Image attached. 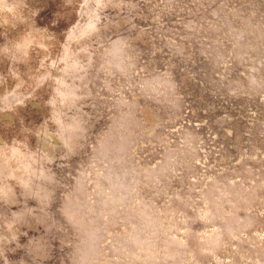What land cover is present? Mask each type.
Returning <instances> with one entry per match:
<instances>
[{
  "label": "rangeland",
  "instance_id": "rangeland-1",
  "mask_svg": "<svg viewBox=\"0 0 264 264\" xmlns=\"http://www.w3.org/2000/svg\"><path fill=\"white\" fill-rule=\"evenodd\" d=\"M128 1L0 0V264H264V0Z\"/></svg>",
  "mask_w": 264,
  "mask_h": 264
},
{
  "label": "bare ground",
  "instance_id": "bare-ground-1",
  "mask_svg": "<svg viewBox=\"0 0 264 264\" xmlns=\"http://www.w3.org/2000/svg\"><path fill=\"white\" fill-rule=\"evenodd\" d=\"M121 1H122V0H121ZM129 1H130V0H129ZM129 1H128V2H129ZM91 2H92V1H91ZM108 2H109V1H108ZM111 2H112V0H111ZM125 2H127V1H125ZM242 2H243V1H242ZM88 3H89V2H88ZM88 3H85V4H88ZM106 3H107V2H106ZM106 3H105V4H106ZM120 3H122V2H120ZM91 4H92V3H91ZM105 4H103V5H105ZM111 4H112V3H111ZM114 4H115V3H113V5H114ZM120 5H123V4H120ZM166 5H167V4H166ZM87 6H88V5H87ZM106 6H107V5H106ZM110 6H111V5H110ZM126 6H127V5H126ZM82 7H83V5H82ZM104 7H105V6H104ZM121 7H122V6H121ZM123 7H124V6H123ZM106 9H107V8H106ZM110 9H111V8H110ZM114 9H115V8H114ZM114 9H113V10H114ZM169 9H170V8H169ZM104 10H105V9H104ZM126 10H127V9H126ZM123 11H124V10H123ZM161 11H162V10H161ZM102 12H103V11H102ZM106 12H107V11H106ZM109 12H110V11H109ZM116 12H117V11H116ZM107 13H108V12H107ZM107 13H106V14H107ZM114 13H115V12H114ZM117 13H118V12H117ZM122 13H123V12H122ZM177 13H178V12H177ZM68 14H69V13H68ZM80 14H81V13H80ZM107 15H108V14H107ZM79 16H80V15H79ZM119 16H120V15H119ZM126 16H127V14H126ZM162 16H163V15H162ZM81 18H82V16H81ZM81 18H80V19H81ZM113 18L115 19V17H113ZM163 18H164V16H163ZM163 18H162V19H163ZM80 19H79V20H80ZM162 19H160V20H162ZM207 20H208V19H207ZM54 21H55V20H54ZM116 21H117V20H116ZM116 21H115V22H116ZM263 21H264V20H263ZM62 22H63V21H62ZM79 22H81V21H79ZM221 22H222V21H221ZM54 23H55V22H54ZM162 23H163V22H162ZM237 23H238V22H237ZM240 23H241V22H240ZM116 24H118V23H116ZM261 24H262V23H261ZM261 24H260V25H261ZM53 25H54V24H53ZM77 25H79V23H78ZM113 25H114V24H113ZM263 26H264V25H263ZM50 27H51V26H50ZM72 27H73V26H72ZM72 27H71V30H72ZM74 27H76V26H74ZM117 27H118V26H117ZM123 27H124V26H123ZM124 30H126V29H124ZM157 30H158V29H157ZM151 31H152V30H151ZM125 32H126V31H125ZM125 32H124V33H125ZM132 32H133V31H132ZM152 32H153V31H152ZM222 32H223V31H222ZM69 33H70V32H69ZM122 33H123V32H122ZM126 33H127V32H126ZM133 33H134V32H133ZM154 33H155V32H154ZM142 34H143V33H142ZM122 35H124V34H122ZM161 35H163V34H161ZM77 36H78V35H77ZM144 36H145V35H144ZM190 36H191V35H190ZM85 37H86V36H85ZM87 38H88V37H87ZM215 39H216V38H215ZM69 41H70V40H69ZM143 41H144V40H143ZM75 42H77V41H75ZM215 42H217V41H215ZM71 43H72V42H71ZM71 43H70V44H71ZM67 44H68V43H67ZM143 45H144V44H143ZM66 46H67V45H66ZM74 46H75V45H74ZM92 46H93V45H92ZM249 47H250V46H249ZM65 48H66V47H65ZM230 48H231V47H230ZM68 50H69V49H68ZM63 51H64V50H63ZM61 54H62V53H61ZM248 55H249V54H248ZM206 59H207V58H206ZM253 59H254V58H253ZM55 60H56V59H55ZM55 60H54V61H55ZM61 60H62V59H61ZM152 60H153V59H152ZM240 60H241V59H240ZM244 60H245V59H244ZM237 61H238V60H237ZM52 62H53V61H52ZM61 62H62V61H61ZM70 62H71V61H70ZM150 62H151V61H150ZM153 64H154V63H153ZM224 64H225V63H224ZM227 64H228V62H227ZM48 65H49V64H48ZM63 66H64V65H63ZM63 66H62V67H63ZM224 66H225V65H224ZM52 67H53V66H52ZM66 67H67V66H66ZM50 68H51V67H50ZM53 69H54V68H53ZM64 69H65V68H64ZM47 71H48V70H47ZM49 71H50V70H49ZM215 72H216V71H215ZM51 73H52V72H51ZM64 73H65V75H66V72H64ZM61 75H62V72H61ZM74 75H75V74H74ZM51 76H52V75H51ZM40 77H41V76H40ZM54 77H56V76H54ZM62 77H63V76H62ZM64 77H66V76H64ZM64 77H63V78H64ZM70 77H71V76H70ZM73 77H74V76H73ZM68 78H69V77H68ZM48 79H49V78H48ZM38 80H39V79H38ZM59 80H60V78H59ZM37 82H38V81H37ZM44 82H45V81H44ZM72 83H73V82H72ZM37 84H38V83H37ZM57 84H58V83H57ZM58 85H60V84H58ZM35 87H36V85H35ZM16 88H17V87H16ZM58 88H59V86H58ZM63 88H64V87H63ZM15 90H16V89H15ZM54 90H55V89H54ZM73 91H74V90H73ZM18 92H19V91H18ZM32 92H33V91H32ZM34 92H35V91H34ZM54 92H55V91H54ZM56 93H57V92H56ZM21 94H22V93H21ZM6 95H7V94H6ZM55 95H56V94H55ZM66 98H67V97H66ZM28 99H29V97H28ZM59 99H60V98H59ZM59 99H58V100H59ZM58 100H56L57 103H58ZM67 100H68V99H67ZM79 101H80V100H79ZM22 102H23V101H22ZM61 102H62V101H61ZM77 102H78V101H77ZM81 102H82V101H81ZM81 102H80V104H81ZM86 102H87V101H86ZM54 103H55V102H54ZM1 104H2V103H1ZM69 104H70V103H69ZM75 104H76V103H75ZM78 105H79V104H78ZM90 105H91V104H90ZM59 106H60V105H59ZM62 106H63V105H62ZM75 106H77V105H75ZM103 106H104V105H103ZM79 107H80V106H79ZM70 108H71V106H70ZM76 108H77V107H76ZM97 108H98V107H97ZM74 109H75V107H74ZM82 109H83V108H82ZM68 110H69V109H68ZM103 110H104V109H103ZM75 111H76V110H75ZM79 111H80V110H79ZM85 111H86V110H85ZM85 111H84V112H85ZM145 111H146V110H145ZM77 112H78V111H77ZM72 113H74V110L72 111ZM81 113H82V112H81ZM85 113H86V112H85ZM145 113H146V112H144V114H145ZM69 114H70V113H69ZM78 114H79V112H78ZM147 114H148V113H147ZM67 115H68V114H67ZM75 115H76V114H75ZM65 116H66V115H65ZM68 117H69V116H68ZM68 117L66 116V117H63V118H68ZM148 117H149V116H148ZM148 117L146 116V118H148ZM61 118H62V116H61ZM61 118H60V119H61ZM62 120H63V119H62ZM150 120H151V119H150ZM60 121H61V120H60ZM71 122H72V121H71ZM0 123H1V122H0ZM3 123H4V122H3ZM95 123H96V121H95ZM61 124H62V122H61ZM98 124H99V123H98ZM59 125H60V124H59ZM94 125H95V124H94ZM100 126H101V125H100ZM101 128H102V127H101ZM58 129H60V128H58ZM59 132H61V131L59 130ZM64 132H65V131H64ZM69 132H70V131H69ZM72 133H73V132H72ZM77 133H78V132H77ZM77 133H76V135H77ZM87 133H88V132H87ZM102 133H103V132H102ZM70 134H71V133H70ZM99 134H100V133H99ZM59 135H60V134H59ZM78 135H79V134H78ZM64 136H65V135H64ZM64 136H62V137L64 138ZM70 136H71V135H70ZM74 136H75V134H74ZM25 137H26V136H25ZM57 137H58V136H57ZM60 137H61V135H60ZM66 137H67V136H66ZM68 137H69V136H68ZM103 137H104V136H103ZM28 138H29V137H28ZM30 138H31V137H30ZM78 138H79V137H78ZM81 138H82V136H81ZM68 139H69V138H68ZM71 139H72V137L70 138V140H71ZM72 140H74V139H72ZM60 141H61V140H60ZM64 141H65V140H64ZM74 141H75V140H74ZM74 141H73V143H74ZM76 141H77V140H76ZM76 141H75V143H76ZM80 141H83V139L80 140ZM54 143H55V142H54ZM68 143H69V142H68ZM81 143H82V142H81ZM55 144H56V143H55ZM64 144H65V143H64ZM65 145H66V144H65ZM79 145H80V144H79ZM37 146H38V145H37ZM62 146H63V145H62ZM77 146H78V145H77ZM8 147H9V146H8ZM13 147H14V146H13ZM65 147H66V146H65ZM14 148H15V147H14ZM14 148H12V149H14ZM45 148H46V146H45ZM72 148H73V147H72ZM75 148L77 149V147H75ZM9 149H10V148H9ZM64 149H65V148H64ZM68 149H69V148H68ZM73 149H74V148H73ZM10 150H11V149H10ZM66 150H67V149H66ZM70 150H71V149H70ZM83 150H84V149H83ZM7 151H8V150H7ZM22 151H23V150H22ZM22 151H21V152H22ZM71 151H72V150H71ZM76 151H77V150H76ZM3 152H4V151H3ZM19 152H20V151H19ZM38 152H39V151H38ZM68 152H69V150H68ZM68 152H67V154L70 153V152H69V153H68ZM74 152H75V151H74ZM77 152H78V151H77ZM9 153H12V152L9 151ZM22 153L25 155L24 152H22ZM39 153H40V152H39ZM42 153H43V152H42ZM44 153H45V152H44ZM6 154H7V153H6ZM23 154H22V155H23ZM29 154H32V153H29ZM35 154H36V153H35ZM35 154H34V155H35ZM65 154H66V153H65ZM70 154H71V153H70ZM72 154H73V153H72ZM38 155H39V154H38ZM38 155H37V156H38ZM40 155H42V154H40ZM43 155H44V154H43ZM43 155H42V159L44 158ZM78 155H79V154H78ZM8 156H9V155H8ZM26 156H27V155H26ZM61 156H62V155H61ZM64 156H65V155H64ZM69 156H71V155H69ZM4 157H5V156H4ZM6 157H7V156H6ZM46 157H47V156H45V158H46ZM66 157H67V156H66ZM71 157H72V156H71ZM78 157H79V156H78ZM80 157H82V156H80ZM23 158H24V157H23ZM35 158H36V157H35ZM45 158H44V160H45ZM64 158H65V157H64ZM4 159H5V158H4ZM13 159H14V158H13ZM20 159H21V157H20ZM38 159H39V158L37 157V160H38ZM42 159H41V160H42ZM52 159H53V158H52ZM91 159H92V158H91ZM10 160H11V159H10ZM28 160H29V159H28ZM44 160H42V161H43V162H46V161H44ZM48 160H49V158H48ZM48 160H47V161H48ZM60 160H61V159H60ZM60 160H59V161H60ZM23 161H24V160H23ZM25 161H26V160H25ZM29 161H30V160H29ZM31 161H32V159H31ZM31 161H30V162H31ZM49 161H50V160H49ZM62 161H63V160H62ZM7 162H8V161H7ZM12 162H13V161H12ZM18 162H19V160H18ZM34 162H35V161H34ZM38 162H40V161L38 160ZM55 162H56V161H55ZM21 163H22V162H21ZM24 163H25V162H24ZM24 163H23V164H24ZM31 163H32V162H31ZM41 163H42V162H41ZM57 163H58V162H57ZM12 164H13V163H12ZM14 164H15V163H14ZM37 164H38V163H37ZM51 164H52V162H51ZM58 164H59V163H58ZM62 164H63V163H62ZM15 165H16V164H15ZM34 165H35V164H34ZM40 165H41V164H40ZM40 165L38 164V166H37L36 168H39ZM6 166H7V165H6ZM42 166H43V164H42ZM66 166H67V165H66ZM16 167H17V166H16ZM29 167H30V166H29ZM34 167H35V166H34ZM52 167H53V166H52ZM52 167H51V168H52ZM12 168H13V167H12ZM21 168H22V167H21ZM30 168L32 169V167H30ZM46 168H47V167H46ZM55 168H56V167H55ZM95 168H96V167H95ZM6 170H7V169H6ZM28 170H29V169H28ZM32 170H34V169H32ZM51 170H52V169H51ZM8 171H9V170H8ZM18 171H19V170H18ZM18 171H17V172H18ZM36 171H37V170H36ZM56 171H57V170H56ZM17 172H16V173H17ZM21 172H22V171H20V173H21ZM20 173H19V174H20ZM28 173H29V172H28ZM143 173H144V172H143ZM3 174H4V172H3ZM3 174H2V175H3ZM2 175H1V176H2ZM150 175H151V174H150ZM1 176H0V177H1ZM20 177H21V176H20ZM96 177H97V176H96ZM98 178H99V177H98ZM0 179H2V178H0ZM10 179H11V178H10ZM6 181H7V180H6ZM6 181H5V182H6ZM19 182H20V181H19ZM12 183H14V182H12ZM17 183H18V182H17ZM1 184H2V182H1ZM19 184H20V183H19ZM42 184H43V182H42ZM12 185H13V184H12ZM13 186H14V185H13ZM79 187H80V186H79ZM13 188H14V187H13ZM17 188H18V187H17ZM13 190H14V189H13ZM19 191H20V190H19ZM9 192H10V191H9ZM11 192H12V191H11ZM24 192H25V191H24ZM12 193H13V192H12ZM24 196H25V195H24ZM34 196H35V195H34ZM6 197H8V195H7ZM9 198H10V197H9ZM35 198H36V196H35ZM6 199H7V198H6ZM6 201H7V200H6ZM38 202H39V201H38ZM32 207H34V206H32ZM119 208H120V207H119ZM35 210H36V209H35ZM131 210H133V209H131ZM29 211H30V210H29ZM163 216H164V215H163ZM2 224H3V222H2ZM3 225H4V224H3ZM237 226H238V225H237ZM246 226H247V225H246ZM37 230H38V229H37ZM23 233H24V231H23ZM51 234H52V233H51ZM11 236H12V235H11ZM51 236H52V235H51ZM13 237H14V236H13ZM14 238H15V237H14ZM14 238H13V239H14ZM49 238H50V236H49ZM52 238H53V237H52ZM226 238H227V237H226ZM13 239H12V240H13ZM26 239H28V238H26ZM183 239H184V238H183ZM15 240H17V239H15ZM23 240H25V238H24ZM31 240H32V239H31ZM226 240H227V239H226ZM13 241H14V240H13ZM20 241H21V240H20ZM20 241H19V242H20ZM50 241H51V240H50ZM14 242H15V241H14ZM59 242H60V241H59ZM21 243H22V242H21ZM30 243H31V242H30ZM51 245H52V244H51ZM53 245H54V244H53ZM58 245H59V244H58ZM22 246H23V245H22ZM24 246H26V245H24ZM51 247H52V246H49V248H51ZM17 248H18V246H17ZM19 248H20V247H19ZM24 248H25V247H24ZM49 248H48V250H49ZM54 248H55V247H54ZM20 249H21V248H20ZM28 249H29V248H28ZM56 249H58V248H55V250H56ZM67 249H68V248H67ZM26 250H27V249H26ZM48 250H47V251H48ZM20 251H21V250H20ZM20 251H19V252H20ZM51 251H52V248H51ZM19 252H18V253H19ZM25 252H26V251H25ZM49 252H50V251H49ZM57 252H58V251H57ZM23 253H24V252H23ZM29 253H30V252H29ZM6 254H7V253H6ZM15 254H16V251H15ZM47 254H48V253H47ZM56 254H57V253H56ZM61 254H62V253H61ZM8 255H9V254H8ZM16 255H17V254H16ZM16 255H15V256H16ZM18 255H20V254H18ZM18 255H17V256H18ZM51 255H52V254H51ZM51 255H50V256H51ZM57 255H58V254H57ZM66 255H67V254H66ZM54 256H55V255H54ZM68 256H69V255H68ZM6 257H8V256H6ZM6 257H5V258H6ZM9 257H10V256H9ZM12 257H13V256H12ZM18 257H19V256H18ZM28 257H29V255H28ZM32 257H33V256H31V258H32ZM3 258H4V256H3ZM26 258H27V257H26ZM31 258H30V259H31ZM48 258H50V257H48ZM52 258H53V257H52ZM55 258H56V257H55ZM161 258H162V257H161ZM35 259H36V258H35ZM35 259H34V260H35ZM168 259H169V258H168ZM262 259H263V258H262ZM9 260H10V258H9ZM11 260H12V259H11ZM20 260H21V259H20ZM25 260H26V259H25ZM25 260H24V261H25ZM27 260H28V258H27ZM53 260H54V259H53ZM172 260H174V259L172 258ZM16 261H17V260H16ZM28 261H29V260H28ZM38 261H39V260H38ZM46 261H47V260H46ZM49 261H50V260H49ZM263 261H264V260H263ZM4 262H5V261H4ZM9 262H10V261H9ZM9 262H8V264H9ZM30 262H31V261H30ZM35 262H36V261H35ZM52 262H54V261H52ZM52 262H51V263H52ZM168 262H169V261H168ZM36 263H37V262H36ZM45 263H47V262H45ZM45 263H44V264H45ZM48 263H50V262H48ZM15 264H16V262H15ZM33 264H34V263H33ZM39 264H41V261H40ZM63 264H64V263H63ZM165 264H166V263H165Z\"/></svg>",
  "mask_w": 264,
  "mask_h": 264
}]
</instances>
